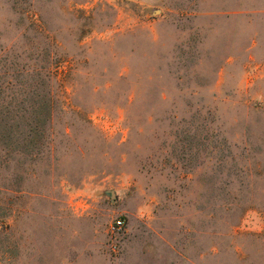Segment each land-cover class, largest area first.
<instances>
[{
  "label": "rangeland",
  "instance_id": "rangeland-1",
  "mask_svg": "<svg viewBox=\"0 0 264 264\" xmlns=\"http://www.w3.org/2000/svg\"><path fill=\"white\" fill-rule=\"evenodd\" d=\"M29 68L59 108L0 143V264H264V0H0V117Z\"/></svg>",
  "mask_w": 264,
  "mask_h": 264
},
{
  "label": "trees",
  "instance_id": "trees-1",
  "mask_svg": "<svg viewBox=\"0 0 264 264\" xmlns=\"http://www.w3.org/2000/svg\"><path fill=\"white\" fill-rule=\"evenodd\" d=\"M50 58L51 66L61 62L58 56ZM51 69L53 70V67ZM34 72L41 77V83L40 81L34 83L31 91L27 93V101L33 100L31 111H28L30 118L22 122L21 115L15 110V113L5 111L4 116L0 117V143L13 148V152L32 158H36L42 152L41 147H45L48 137L45 131L49 122L50 124L52 122L54 111L59 108L56 105L55 88L49 84V77H42L39 69H27V73ZM41 86L48 87L46 90L43 89L45 91L43 95L38 92Z\"/></svg>",
  "mask_w": 264,
  "mask_h": 264
},
{
  "label": "built area",
  "instance_id": "built-area-1",
  "mask_svg": "<svg viewBox=\"0 0 264 264\" xmlns=\"http://www.w3.org/2000/svg\"><path fill=\"white\" fill-rule=\"evenodd\" d=\"M126 219L122 216L117 217L114 219L109 227H108V234L110 235L111 238V244H110V249L113 252H118L120 249V244L118 241V237H120L125 229H126Z\"/></svg>",
  "mask_w": 264,
  "mask_h": 264
}]
</instances>
